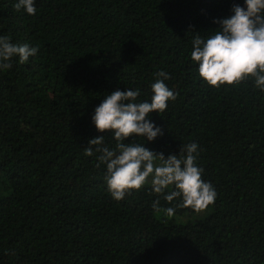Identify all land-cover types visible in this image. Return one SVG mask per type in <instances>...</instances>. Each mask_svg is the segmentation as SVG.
<instances>
[{
  "label": "trees",
  "instance_id": "16d2710c",
  "mask_svg": "<svg viewBox=\"0 0 264 264\" xmlns=\"http://www.w3.org/2000/svg\"><path fill=\"white\" fill-rule=\"evenodd\" d=\"M16 2L0 0V36L38 51L0 70V264H264V91L209 87L190 59L244 0H35V15ZM160 71L176 94L149 114L163 134L125 142L165 157L197 144L216 192L202 212L149 182L116 201L100 153L85 155L100 135L116 147L92 124L101 100L150 102Z\"/></svg>",
  "mask_w": 264,
  "mask_h": 264
},
{
  "label": "clouds",
  "instance_id": "9594fccd",
  "mask_svg": "<svg viewBox=\"0 0 264 264\" xmlns=\"http://www.w3.org/2000/svg\"><path fill=\"white\" fill-rule=\"evenodd\" d=\"M15 11L23 10L35 15V0H17ZM232 15L214 21L219 27L211 35L192 40L191 62L197 65V73L209 87L233 86L251 78L256 88L264 91V0H244V5L234 4ZM38 48L28 44L12 43L7 35L0 36V70L13 66L14 58L24 64L36 55ZM151 85L150 102L139 101L138 89L115 90L101 100L91 117L98 133H112L116 147L110 150L104 145V135L92 138L85 147V155L100 153L98 160L106 164L107 189L116 201L126 193L140 190L151 177V189L172 202L181 199L178 207L204 211L216 199L210 183L201 179L202 169L196 166L198 145H186L179 154L154 153L144 144L126 143L132 137H143L151 142L162 135L160 127L149 119V114L162 113L168 101L176 94L164 83L170 77L163 71L156 74ZM159 201H154L157 208ZM168 215L174 208L165 209Z\"/></svg>",
  "mask_w": 264,
  "mask_h": 264
},
{
  "label": "rangeland",
  "instance_id": "374dc122",
  "mask_svg": "<svg viewBox=\"0 0 264 264\" xmlns=\"http://www.w3.org/2000/svg\"><path fill=\"white\" fill-rule=\"evenodd\" d=\"M148 182L151 184V177H149V181Z\"/></svg>",
  "mask_w": 264,
  "mask_h": 264
}]
</instances>
